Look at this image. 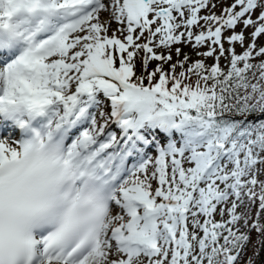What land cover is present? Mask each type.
Returning <instances> with one entry per match:
<instances>
[{
    "label": "snow or ice",
    "instance_id": "snow-or-ice-1",
    "mask_svg": "<svg viewBox=\"0 0 264 264\" xmlns=\"http://www.w3.org/2000/svg\"><path fill=\"white\" fill-rule=\"evenodd\" d=\"M261 37L264 0H0L21 131L0 138V264H240L264 237Z\"/></svg>",
    "mask_w": 264,
    "mask_h": 264
},
{
    "label": "rangeland",
    "instance_id": "rangeland-1",
    "mask_svg": "<svg viewBox=\"0 0 264 264\" xmlns=\"http://www.w3.org/2000/svg\"><path fill=\"white\" fill-rule=\"evenodd\" d=\"M219 10H220V9L217 8V12H219ZM102 19H104V18H102ZM109 35H110V34H109ZM259 43H264V37H261V38H260ZM181 47L183 48V51H185V52H189V53L192 55V59H194L195 57H197V56L192 52L191 48H189V47H184L183 45H181ZM225 47L227 48L228 45L226 44ZM205 50H206L205 48H201V49H200V51H205ZM236 51H237L238 53L241 51V48H240L239 45H236ZM175 59H176V58H175V56H174V60H173V62L175 61ZM212 62H213V60H212L211 58H209V59L206 60V63H207V64H212ZM154 63H155V61H153V62L150 63V65H149V70H151V69L153 68V66L156 65V64H154ZM225 63H226V61H225L224 59H221V65H223V64H225ZM137 69H139V74H141V69H140V67H139V63H138V65H137ZM73 89H74V88H73ZM98 99H99L102 103H101L98 107H95V108H93V109H90V111L94 112V113L97 115V117H98V122H102L101 120H99V112H100V111H103V110L107 107L109 101H108L105 97H103L102 94H99V95H98ZM104 112H105V113H109V110H104ZM109 129H110V130H114V128L112 127V125L109 126ZM152 156H153V155H152ZM153 157H155V156H153ZM153 187H154V188L156 187V182H155V181H153ZM255 209H256V206H254V207L252 208V210H255ZM253 238H254V241H253V243H254V242H255V234L253 235ZM251 240H252V236H251ZM248 257H249V253H248V245H247V248L245 249L244 255L240 258V264L245 263V262L247 261Z\"/></svg>",
    "mask_w": 264,
    "mask_h": 264
},
{
    "label": "trees",
    "instance_id": "trees-1",
    "mask_svg": "<svg viewBox=\"0 0 264 264\" xmlns=\"http://www.w3.org/2000/svg\"><path fill=\"white\" fill-rule=\"evenodd\" d=\"M177 71H179V69H177ZM137 74H139V69H137ZM262 221H264V214H262L261 216ZM256 236V235H255ZM259 238L257 239V241L261 242L262 239H264V237L258 236ZM260 239V240H259ZM259 242L258 245V249L254 251V253H258V255H253V261L255 262V264H264V246L261 245V243Z\"/></svg>",
    "mask_w": 264,
    "mask_h": 264
},
{
    "label": "bare ground",
    "instance_id": "bare-ground-1",
    "mask_svg": "<svg viewBox=\"0 0 264 264\" xmlns=\"http://www.w3.org/2000/svg\"><path fill=\"white\" fill-rule=\"evenodd\" d=\"M107 17H108V13L105 12V13L102 14V17H101V18L107 19ZM116 27H117V25H116L115 23H113V24L111 25V28H110V30H109V34H110V35L112 34V30H114Z\"/></svg>",
    "mask_w": 264,
    "mask_h": 264
}]
</instances>
